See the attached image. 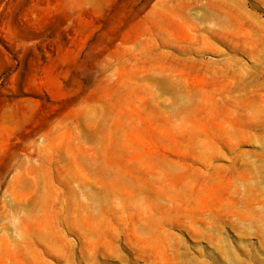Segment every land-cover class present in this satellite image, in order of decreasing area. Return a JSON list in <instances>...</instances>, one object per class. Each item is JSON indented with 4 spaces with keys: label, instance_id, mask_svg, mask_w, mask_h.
I'll use <instances>...</instances> for the list:
<instances>
[{
    "label": "rangeland",
    "instance_id": "374dc122",
    "mask_svg": "<svg viewBox=\"0 0 264 264\" xmlns=\"http://www.w3.org/2000/svg\"><path fill=\"white\" fill-rule=\"evenodd\" d=\"M0 264H264V0H0Z\"/></svg>",
    "mask_w": 264,
    "mask_h": 264
}]
</instances>
